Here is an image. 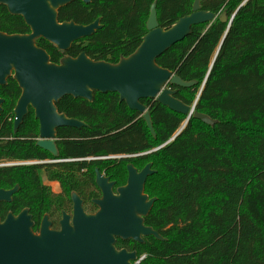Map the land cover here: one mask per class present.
<instances>
[{
  "label": "trees",
  "instance_id": "trees-1",
  "mask_svg": "<svg viewBox=\"0 0 264 264\" xmlns=\"http://www.w3.org/2000/svg\"><path fill=\"white\" fill-rule=\"evenodd\" d=\"M153 3L159 27L168 29L191 13L194 0L76 1L58 12V21L89 25L100 19L102 28L65 53L43 39L36 45L54 64L81 53L117 64L141 44ZM200 5L216 20L194 26L156 63L184 82H196L188 89L169 87L177 91L176 99L216 123L191 117L184 126L185 116L143 100L153 137L142 116L116 94L95 93L92 102L65 97L56 105L58 112L86 126L58 130L63 162L44 172L48 181L66 182L80 194L93 185L95 168L124 184L128 164L139 170L151 164L155 173L144 192L156 202L144 224L164 241L148 237L139 245L144 264H264V0H200ZM223 13L226 23L219 19ZM0 32L24 35L30 30L0 6ZM20 93L12 78L0 88V162L46 160L50 155L34 146L38 122L31 109L18 132H12ZM112 157L118 159L102 161ZM80 159L89 161H70ZM41 169L0 167V189L20 187L12 204L0 205L2 219L9 211L28 209L37 229L50 197L40 184Z\"/></svg>",
  "mask_w": 264,
  "mask_h": 264
},
{
  "label": "water",
  "instance_id": "water-1",
  "mask_svg": "<svg viewBox=\"0 0 264 264\" xmlns=\"http://www.w3.org/2000/svg\"><path fill=\"white\" fill-rule=\"evenodd\" d=\"M76 1L88 5L93 0H0V6H4L10 15L21 17L30 30L24 35L0 32V88L12 78L21 91L13 110L14 133L31 109L39 124L37 147L57 159V131L81 129L86 125L59 113L56 105L65 97L92 102L95 93L116 94L119 102L142 116L153 137L155 133L149 112L141 103L143 100H154L185 116L184 126L191 117L209 126L216 123L208 116L194 112V106L189 107L176 99L177 91L169 87L188 89L196 82H184L156 63L160 56L190 36L194 26H210L216 20L215 14L202 10L200 0H194L191 13L179 18L168 29L159 27L156 4L153 3L146 21L147 33L141 44L117 64L93 61L85 53L76 58L64 57L59 64L51 63L46 51L36 45L38 39L65 53L74 43L92 37L102 28L100 19L89 25L58 21V12ZM233 17L229 19L228 27ZM219 19L222 23L227 22L224 13ZM3 104L0 99V114ZM154 173L151 164L140 172L128 165L126 185L114 195V184L96 169L95 183L102 192V199L95 202L99 212L85 215L80 200L73 194L72 225L70 218L64 216L59 232L50 230L45 216L39 233L35 234L28 210L17 216L9 213L4 220L0 218V264H129L135 257L124 251L116 252V238L135 243H142V238L148 237L164 241L157 232L144 225V219L156 202V198L149 199L144 192L148 177ZM17 191L18 187L0 189V203H10Z\"/></svg>",
  "mask_w": 264,
  "mask_h": 264
},
{
  "label": "flooded vegetation",
  "instance_id": "flooded-vegetation-1",
  "mask_svg": "<svg viewBox=\"0 0 264 264\" xmlns=\"http://www.w3.org/2000/svg\"><path fill=\"white\" fill-rule=\"evenodd\" d=\"M3 107V106H2ZM1 115V114H0ZM14 123V120H13ZM13 126V124H12ZM19 130V129H18ZM60 130V129H59ZM12 132L14 133V127H12ZM58 133V131H57ZM39 141V124H38V137L35 139L34 141V146L39 149L42 150L40 148L37 147V142ZM57 142V134H56V138H55V145ZM57 149V146H56ZM43 151V150H42ZM45 152V151H44ZM58 152V150H57ZM47 153V152H46ZM50 155V154H49ZM58 158H59V154H58ZM54 159L53 157L50 156V158L46 159V160H42V161H26V162H0V167H6V166H30V165H40L42 166V169L39 171V177H40V184L42 186H44L47 189V192L49 193V198H46L44 200L43 204H47L44 205L46 206L45 208L47 209L45 212H42L40 218H39V223L36 229V224L33 220L32 215L29 213L28 209H23V210H28L29 215L32 218L34 227H33V231L35 234L39 233V229L42 223L43 218L46 216L48 222L50 223V230L52 231H56L59 232L61 230V225L60 222L63 220L64 216L69 217V221H70V225H72V219L74 216V201L72 199V195L75 194L78 199L80 200L81 203V209L83 211V213L85 215H95L96 213L99 212L100 208L98 207V205H96V201H99L102 199V192L100 191V189L98 188V186L95 183V170L98 168L94 169V182L92 186L88 185L83 188V191H81L80 194H78L76 191L72 190L70 191L73 187L72 185L68 184V183H61L58 181H48L44 172V169H46L48 166H52L54 164L63 162L59 159ZM118 159L115 157L112 158H107V159H102V161L104 163H111L113 162V160ZM70 161H89V159H84V160H70ZM68 161V162H70ZM67 162V161H65ZM128 165H132V164H128ZM127 165V166H128ZM127 166H126V180L124 182V184H119L117 183L114 179H112L110 176H108L106 174L105 171L100 172V174L104 177V178H108L109 179V183H113V187H112V192L114 195H117V190L121 187H124L126 185V181H127ZM133 166V165H132ZM134 167V166H133ZM135 168V167H134ZM138 172H140L141 170L135 168ZM99 170V169H98ZM40 175H43L44 177V181H42V178ZM56 186L57 190H54L52 188V186ZM15 187H18V191L12 196V201L10 203H0V205H10L13 202L14 196L19 192L20 187L18 185H15L13 188L10 189H3V190H12ZM66 187V188H64ZM66 190L70 191L69 194L66 193ZM21 210V211H23ZM20 211V212H21ZM19 212V213H20ZM13 214L14 216H17L19 213L14 214L12 212H7V214L5 215V217L9 214ZM5 217L2 219L1 216L0 218L2 220L5 219ZM145 225V224H144ZM146 226V225H145ZM146 238H142L143 242L142 243H135L131 240H122L119 238L115 239V244H114V248L116 250V252H126V254L128 255H134L135 259L134 260H130L129 264H144L145 260H146V254L145 253H141L140 251L142 250L141 244L144 243V240Z\"/></svg>",
  "mask_w": 264,
  "mask_h": 264
},
{
  "label": "rangeland",
  "instance_id": "rangeland-1",
  "mask_svg": "<svg viewBox=\"0 0 264 264\" xmlns=\"http://www.w3.org/2000/svg\"><path fill=\"white\" fill-rule=\"evenodd\" d=\"M40 176H41V178H42V181H44V177H43V175H40ZM52 188H53L54 190H57V189H56V186H54V185L52 186Z\"/></svg>",
  "mask_w": 264,
  "mask_h": 264
}]
</instances>
